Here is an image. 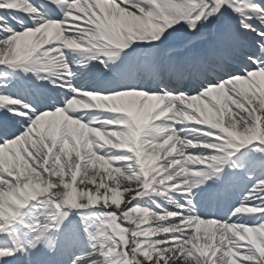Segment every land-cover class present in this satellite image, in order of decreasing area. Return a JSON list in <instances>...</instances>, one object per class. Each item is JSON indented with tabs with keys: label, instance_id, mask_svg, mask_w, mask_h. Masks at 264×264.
<instances>
[{
	"label": "snow or ice",
	"instance_id": "snow-or-ice-1",
	"mask_svg": "<svg viewBox=\"0 0 264 264\" xmlns=\"http://www.w3.org/2000/svg\"><path fill=\"white\" fill-rule=\"evenodd\" d=\"M0 264H264V0H0Z\"/></svg>",
	"mask_w": 264,
	"mask_h": 264
},
{
	"label": "bare ground",
	"instance_id": "bare-ground-1",
	"mask_svg": "<svg viewBox=\"0 0 264 264\" xmlns=\"http://www.w3.org/2000/svg\"><path fill=\"white\" fill-rule=\"evenodd\" d=\"M222 204H223V203H221V204H220V205H221V207H223V205H222ZM219 208H220V206H219ZM216 209H217V208H216V207H214V211H216Z\"/></svg>",
	"mask_w": 264,
	"mask_h": 264
},
{
	"label": "rangeland",
	"instance_id": "rangeland-1",
	"mask_svg": "<svg viewBox=\"0 0 264 264\" xmlns=\"http://www.w3.org/2000/svg\"><path fill=\"white\" fill-rule=\"evenodd\" d=\"M220 216V215H219Z\"/></svg>",
	"mask_w": 264,
	"mask_h": 264
}]
</instances>
